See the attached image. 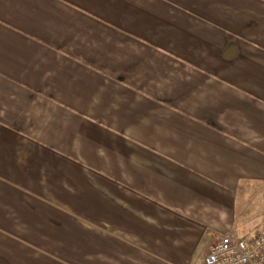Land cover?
<instances>
[{"label":"crops","instance_id":"crops-1","mask_svg":"<svg viewBox=\"0 0 264 264\" xmlns=\"http://www.w3.org/2000/svg\"><path fill=\"white\" fill-rule=\"evenodd\" d=\"M263 232L264 0H0V264Z\"/></svg>","mask_w":264,"mask_h":264},{"label":"built area","instance_id":"built-area-1","mask_svg":"<svg viewBox=\"0 0 264 264\" xmlns=\"http://www.w3.org/2000/svg\"><path fill=\"white\" fill-rule=\"evenodd\" d=\"M205 264H264V232L250 239L237 234L221 237L210 248Z\"/></svg>","mask_w":264,"mask_h":264}]
</instances>
